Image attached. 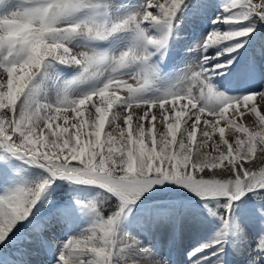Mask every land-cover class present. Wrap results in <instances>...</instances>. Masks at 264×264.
I'll return each mask as SVG.
<instances>
[{"label":"snow or ice","instance_id":"snow-or-ice-1","mask_svg":"<svg viewBox=\"0 0 264 264\" xmlns=\"http://www.w3.org/2000/svg\"><path fill=\"white\" fill-rule=\"evenodd\" d=\"M184 4L185 0H145L142 11L108 23L92 17L70 22L79 10L98 7L93 0H30V6L13 13L19 22L0 17V148L48 173L30 186H17L0 196V243L14 235L21 222L40 237L50 218L73 214L72 205L55 209L50 217L40 216L39 208L33 211L38 203L51 200L49 188L58 177L97 185L103 198L76 201L93 213V220L86 230L56 246V264H140L144 258L147 264H168L153 245L141 246L122 224L136 201L165 181L186 186L205 207L214 203L223 209L217 238L197 246L190 257L202 256L229 232H243L234 202L243 203L248 192L264 201V111L258 110L256 100L264 109V89L230 96L217 90L211 78L235 66L233 53L247 43L255 22L264 21V0H227L223 8L229 15H217L212 23L240 24L251 16V26L212 29L190 49L199 56L188 65L183 81L145 99L140 93L149 83L148 70L127 75L124 70L146 65L153 49L166 45V37L147 35L146 26L163 23L170 29ZM118 30L133 34L132 45L118 54L74 50L66 43L75 34L103 40ZM217 45L214 55H205ZM52 61L79 65L82 76L98 75L105 64L111 66V73L101 86L77 99L29 104L26 90L40 68ZM250 70L251 65L243 69ZM85 111L90 123L83 119ZM243 119H250L252 126ZM152 122L159 125L155 136L151 133L157 125ZM86 123L91 131L85 130ZM198 128L200 139L193 150ZM225 128L230 137L226 138ZM259 211L264 215V206ZM256 239L264 254V231Z\"/></svg>","mask_w":264,"mask_h":264},{"label":"bare ground","instance_id":"bare-ground-1","mask_svg":"<svg viewBox=\"0 0 264 264\" xmlns=\"http://www.w3.org/2000/svg\"><path fill=\"white\" fill-rule=\"evenodd\" d=\"M116 1L125 2L123 5L124 9L139 6L136 12L142 11L145 3V0ZM226 2L227 0H196L194 10L187 14L186 21L182 25L171 31L166 47L162 48L166 53L164 58L165 66H170L171 64L170 67H173L174 73L178 72L179 69L188 67V65L193 63L194 59H198L199 56L198 52L191 51L190 49L212 29L218 26L226 30L238 28L241 25L244 27L251 26L253 21L251 16L248 19L242 20L240 24H213L212 21L217 15H229L223 8ZM233 11L235 15H239V13H235V10ZM255 23L259 28H254V31L247 37V43L244 47L241 48L238 53H233V55L236 56L235 66L232 67L229 72L211 78L212 82H219L220 87L227 88L233 92L231 96L245 95L264 89V22L261 23V21L257 20ZM161 25H163V23L149 25L151 32H155V29H157L156 27ZM128 41V39L117 40L112 50L115 51V53L118 52ZM220 43L223 44L226 42ZM216 47H219V45L210 48L205 55H214ZM217 59L222 61L224 58L219 57ZM249 65H251V70L243 71V69ZM73 66L76 65L65 64L67 70ZM135 72L137 71L132 70L128 72V74ZM55 75V71L47 74H41L40 72L36 74L25 94V98L29 104H32L33 85H37V83L39 85V79L44 76L47 85L44 86L42 83V87H45L47 91L56 85ZM45 93L46 92H44V94ZM151 97L147 99H153ZM256 100L258 110L264 111V109H261L258 97ZM40 103L46 102L41 101ZM85 113H87V111H85ZM108 115L109 118L112 116V110H109ZM245 116H248V114L245 113ZM83 119L86 118L83 117ZM250 119H255V117H250ZM250 119H243L241 122L246 126H252L250 125ZM117 122L121 123L122 127H127L122 122ZM57 123L63 122L57 121ZM152 123L156 124L157 127L159 126L157 122ZM134 125L135 121L132 123V126ZM148 128L149 123L145 121L146 132ZM156 129L157 130H155V128L152 129L151 135H156L158 128ZM91 130V128L87 129V131ZM108 130L110 129L106 121L105 131ZM214 135L218 137V131ZM225 136L226 138L231 136L228 128H225ZM104 138V132H102L101 139L103 140ZM177 138H179V132H177ZM199 139L200 129L198 128L196 139L192 141L193 150H195V145L199 142ZM145 145L148 146V141H145ZM118 146L119 145H117V147ZM18 180V173L12 171L9 164H4L0 160V196L14 189ZM155 189L156 188L152 190L155 192L160 191V189ZM186 190H188V193H194L189 188ZM145 193L153 194L154 192L146 191ZM147 194L144 195L147 196ZM176 198L184 199L176 200L174 208L171 210L158 209L157 211H147L141 214H134L129 219L126 228L131 235L136 236L141 246L147 247L153 245L156 249L157 256L166 260L168 264H194V261L195 264H264V254H262L261 249L257 247L256 239L260 235V232L264 231V227H261L257 222L252 223L239 219H237V221L243 226V232H229L221 243L214 245L211 249L203 250L202 256L196 255L190 257L189 253L193 252L197 246L204 243H211L213 239L217 238L216 233L221 224L212 217L197 212L194 207L195 204L187 201L191 199L199 200V197L188 199V197L183 196L181 193V195ZM68 200V202L52 208L45 217H50L55 209L66 205L73 206L74 211L71 216H55L54 218H50L49 227L43 230L40 237H37L36 233L29 229L27 234H22V236H20L21 238L16 242L17 249L14 250L15 252L13 251L14 253L7 259L4 258L5 261H2L1 264H56V246L59 245L60 242L66 241L71 236L80 233L82 230H86L93 220V214L85 212L86 209L83 208L82 205L76 204V200ZM139 200H137L136 204L133 206L144 205L148 202L147 200L144 202ZM173 200L175 199H169V201ZM158 204L160 205V203ZM140 264H147V259H141Z\"/></svg>","mask_w":264,"mask_h":264},{"label":"rangeland","instance_id":"rangeland-1","mask_svg":"<svg viewBox=\"0 0 264 264\" xmlns=\"http://www.w3.org/2000/svg\"><path fill=\"white\" fill-rule=\"evenodd\" d=\"M93 3L99 6L92 8L85 7L79 10L72 17L69 18L70 22H77L79 20L92 17L96 20H106L108 23H114L123 19L125 16L132 12H136L139 7L134 6L132 8L124 9L123 5L125 2L122 3L116 0H93ZM195 4L196 0H185L184 6H182L181 10L177 13L176 18L172 21V26L170 29L169 25L163 24L158 27L155 26L157 29H155V32H151L150 26L147 25V35H151L157 38L166 37L167 41L170 36L169 33H171L173 29L178 28L186 21L187 14L190 11L194 10ZM28 6H30V0H0V17L8 15L15 10H23V8ZM263 22L264 21H261V23ZM254 28H259L256 23L254 24ZM121 39H128L129 41L127 42V44L125 43L122 46L123 48L121 47L118 52L115 53V51L112 50V47L114 43L117 42V40ZM66 43L69 47L73 48L74 50H83L85 48H88L97 51H107L110 54H118L119 51L125 50L126 48L132 45L133 34L126 30H118L117 32L110 34L103 40H91L84 35L75 34L68 41H66ZM141 43L143 44L144 41H141ZM166 45L164 47H166ZM153 51L154 55L150 58L146 65H133L128 69L124 70L126 75L132 70L137 72L141 71L142 68H146L148 70L147 77L149 83L140 93V95H142L145 99L151 96V98L154 99L164 94L166 91L173 89L178 83H181L184 77L188 74V67L179 69L178 72L174 73L173 67H170L171 64L170 66H165L164 58L166 56V53L163 51L162 48H160L159 50L153 49ZM54 71L56 73V85L54 87H51V89L47 91L45 87H42L43 84L44 86L47 85L46 78L44 76L39 79V85L38 83L37 85H33L34 89L32 91V104L40 103L41 101H45L49 104H56L62 100H71L82 97L83 95L92 92L94 89L98 88L105 82L106 78L111 73V66L107 64L103 65L99 70V74L96 76H91L88 74H84L82 76L81 66L76 65L67 70L65 64L59 63L57 61L46 62L39 70L41 74L52 73ZM212 83L220 92H224L230 96L233 93L227 88L220 87L219 82L214 81ZM44 92L46 93L44 94ZM108 93H110V90H108ZM82 115L84 118H86L84 120L90 123L88 114L83 112ZM182 126L183 123L181 124V127ZM84 128L85 130L89 129L87 123L84 125ZM156 128H159V126ZM156 128L155 130H157ZM0 160L4 164H9L12 171L18 173L19 180L16 183L15 188L17 186H26L27 180L32 176L33 172H35L33 170H41L45 173V175L48 174L46 169L41 168L39 165L31 164L28 163L26 160L19 159L16 156L5 152L2 148H0ZM38 181L39 180H36L35 182ZM90 186L91 185L89 184L75 183L58 177L49 188V191L51 193V200L47 203H44L42 206L38 203L37 207L33 208V211L36 212L37 208H39L40 216L45 217L52 208L58 207L59 205L68 202V199H74L76 201L82 200L85 202L89 200H99V198L103 196L102 189L97 185L91 187H96L99 190L89 188ZM154 188H156L155 190L160 189V191L155 192L154 190H152ZM186 189V186L172 181H165L164 183L153 185L148 191L154 193H144L147 194V196L143 194L140 197V199H143L139 200L143 202L147 200L148 202H146V204L144 205L133 206L132 212L129 213L128 216L122 221V224L127 227L129 219L134 214H141L147 211H157L158 209L171 210L172 208H174L176 200L184 199L176 198L181 195V193L183 194V196L188 197V199L199 197L196 193H188V190ZM247 197L248 198L243 203H241L240 201L234 202V215L236 219H239L241 221H249L252 223L257 222L261 227H264V215H261L259 211L261 206H264V201L257 200V198L253 195L252 192H248ZM55 198L59 199V201H54ZM172 198L175 200L169 201V199ZM187 201L195 204L194 207L197 212L202 213L205 216L208 215L212 217L213 219L217 220L220 224L222 223L220 218L221 212L218 211L222 210L221 208L217 209L218 207L216 205H209L208 207H205L204 201L201 198L199 200L191 199ZM158 203H160V205ZM85 209V212L93 214L87 208ZM210 209H214L216 214H213ZM25 225L26 222H21V224H18L17 228L13 229L14 235L10 234V238L6 242L0 243V264L2 263V261L4 262L5 259H7L12 253L15 252L14 250L17 249L16 242H18V239L21 238L20 236H22V234H27V232L29 231L30 228Z\"/></svg>","mask_w":264,"mask_h":264},{"label":"trees","instance_id":"trees-1","mask_svg":"<svg viewBox=\"0 0 264 264\" xmlns=\"http://www.w3.org/2000/svg\"><path fill=\"white\" fill-rule=\"evenodd\" d=\"M33 171H35V172H33V174H32V176L27 180V185L26 186H30V185H32V183L33 182H35L36 180H40L42 177H44V176H46L45 175V173L43 172V171H41V170H33ZM89 188H93V189H96V190H99L98 188H96V187H89ZM103 198V196H101L100 198H99V200L100 199H102ZM54 201H59V199H56L55 198V200ZM210 205H216V204H210ZM217 206V205H216ZM219 208H221V207H218L217 209H219ZM222 209V208H221ZM219 212H221V213H223V209L222 210H218Z\"/></svg>","mask_w":264,"mask_h":264},{"label":"clouds","instance_id":"clouds-1","mask_svg":"<svg viewBox=\"0 0 264 264\" xmlns=\"http://www.w3.org/2000/svg\"><path fill=\"white\" fill-rule=\"evenodd\" d=\"M22 10H15V11H13V12H11L10 14H8V15H5V16H3L5 19H7V18H9V17H11L12 19H14V20H16V21H20V17H18V16H13V13H19V12H21ZM33 27H35V25H33Z\"/></svg>","mask_w":264,"mask_h":264}]
</instances>
